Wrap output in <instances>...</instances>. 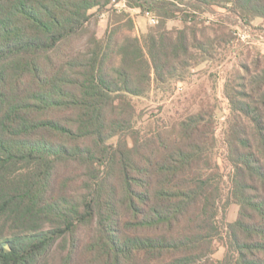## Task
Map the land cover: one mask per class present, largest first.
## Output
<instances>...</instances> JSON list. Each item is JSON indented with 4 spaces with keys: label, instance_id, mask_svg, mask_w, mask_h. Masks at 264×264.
I'll use <instances>...</instances> for the list:
<instances>
[{
    "label": "trees",
    "instance_id": "trees-1",
    "mask_svg": "<svg viewBox=\"0 0 264 264\" xmlns=\"http://www.w3.org/2000/svg\"><path fill=\"white\" fill-rule=\"evenodd\" d=\"M112 1L0 0V264H264V60L225 85L228 173L211 106L142 129L134 102L230 48L264 0H124L158 23L121 40L134 21Z\"/></svg>",
    "mask_w": 264,
    "mask_h": 264
},
{
    "label": "rangeland",
    "instance_id": "rangeland-1",
    "mask_svg": "<svg viewBox=\"0 0 264 264\" xmlns=\"http://www.w3.org/2000/svg\"><path fill=\"white\" fill-rule=\"evenodd\" d=\"M113 9L119 11L126 9L134 21L132 30L128 26L120 30L117 38L122 39V35L132 34L143 37L151 27L157 25V17L148 11L139 8L126 7L124 0H113ZM111 9V6L109 7ZM224 15V10L218 9ZM97 10H92V13ZM156 19V22L153 21ZM110 13L107 10L96 13L92 19L88 35L96 33L99 38H104L109 29ZM208 23V22H206ZM121 24L126 25L125 22ZM234 30L235 41L230 48H223L214 54L213 58L201 60L188 75L186 80L173 82L171 89H153L144 97H135L137 112L142 113L138 118L137 126L145 128L147 125H155V120L164 119L167 123H174L181 117L193 111H198L202 106H211L216 114V136L219 139L220 148L217 152V161L225 173L230 171V167L224 159V139L225 131L230 118V103L226 96L225 85L230 79L236 78L237 83L243 81L241 77L246 75V67L251 65L254 56L264 60V20L255 19L251 26H242L241 23L231 24ZM128 25V24H127ZM181 19L170 20L169 28L183 27ZM211 32L210 29H207ZM89 36H84L78 41L80 48H85ZM252 66V65H251ZM116 142L117 138L111 140ZM239 206L232 204L226 213V220L232 222L237 219ZM225 248L218 243V250L214 255L215 259L224 256ZM59 256L55 257L54 264H59Z\"/></svg>",
    "mask_w": 264,
    "mask_h": 264
},
{
    "label": "built area",
    "instance_id": "built-area-1",
    "mask_svg": "<svg viewBox=\"0 0 264 264\" xmlns=\"http://www.w3.org/2000/svg\"><path fill=\"white\" fill-rule=\"evenodd\" d=\"M153 21H154V22H156V19H155V18H153Z\"/></svg>",
    "mask_w": 264,
    "mask_h": 264
}]
</instances>
